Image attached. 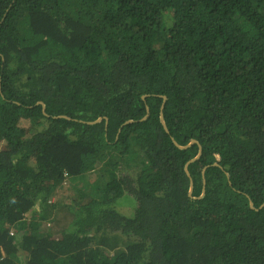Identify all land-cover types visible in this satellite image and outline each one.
<instances>
[{
  "label": "trees",
  "instance_id": "1",
  "mask_svg": "<svg viewBox=\"0 0 264 264\" xmlns=\"http://www.w3.org/2000/svg\"><path fill=\"white\" fill-rule=\"evenodd\" d=\"M0 264H264V0H0Z\"/></svg>",
  "mask_w": 264,
  "mask_h": 264
},
{
  "label": "water",
  "instance_id": "2",
  "mask_svg": "<svg viewBox=\"0 0 264 264\" xmlns=\"http://www.w3.org/2000/svg\"><path fill=\"white\" fill-rule=\"evenodd\" d=\"M164 99H165V101H166V98H164ZM40 104L43 106V112H44V114H46V108H45V105L42 104V103H40ZM46 116H47V115H46ZM60 118H64V119H68V120L70 119V118L67 117V116L55 117V119H60ZM102 121H103V119L100 118V119H98L97 121L92 122V123H88V124H89V125H95V124L102 123ZM161 122H162V125H163L164 129L166 130V132H169V131H168V128H167V125H166V123H165L164 116H163L162 114H161ZM175 144H176L177 147H179V148H181V149H186V148L192 146L193 144H197V141L193 140V141H192L187 147H182V146L178 145L177 143H175ZM201 155H202V147L200 146V153H199L198 157H197L196 159H194L193 161L189 162V163L186 165V169H185L186 172H187V174H188V176H189V178H190V180H191V187H190V192H189V194H190L191 197H192L193 192H194V182H193L192 177H191V175H190V173H189V171H188V168H189V165H190L192 162L198 160V159L201 157ZM204 172H205V170H204ZM204 172H203V174H204ZM205 185H206V180L204 179L203 196L206 194V186H205ZM251 205H252V208H254L253 204H251Z\"/></svg>",
  "mask_w": 264,
  "mask_h": 264
},
{
  "label": "rangeland",
  "instance_id": "3",
  "mask_svg": "<svg viewBox=\"0 0 264 264\" xmlns=\"http://www.w3.org/2000/svg\"><path fill=\"white\" fill-rule=\"evenodd\" d=\"M126 172H127L126 170H121L120 177H122L123 175H126L127 174ZM125 197H126V198H124L125 201H123L122 203H120L121 201L119 202L118 210H120V212H122V214H124L128 217H131V216H133L134 211L137 208V205H136L135 200L129 194H127ZM122 209L127 214H125Z\"/></svg>",
  "mask_w": 264,
  "mask_h": 264
}]
</instances>
